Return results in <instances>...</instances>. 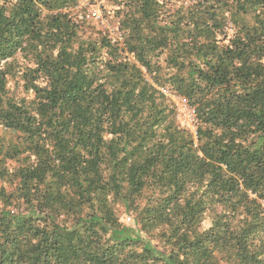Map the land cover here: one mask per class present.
Segmentation results:
<instances>
[{"label":"trees","instance_id":"1","mask_svg":"<svg viewBox=\"0 0 264 264\" xmlns=\"http://www.w3.org/2000/svg\"><path fill=\"white\" fill-rule=\"evenodd\" d=\"M81 2L0 0V264H264V0Z\"/></svg>","mask_w":264,"mask_h":264},{"label":"built area","instance_id":"2","mask_svg":"<svg viewBox=\"0 0 264 264\" xmlns=\"http://www.w3.org/2000/svg\"><path fill=\"white\" fill-rule=\"evenodd\" d=\"M98 1V0H95ZM86 18L90 21H102V16L96 12H89L87 10ZM164 95L169 99L171 107L175 111V117L178 123L191 131L194 130L195 125V111L193 108L189 107L186 100L182 97H178L174 93L169 92L168 89H161ZM129 221V219H127Z\"/></svg>","mask_w":264,"mask_h":264},{"label":"rangeland","instance_id":"3","mask_svg":"<svg viewBox=\"0 0 264 264\" xmlns=\"http://www.w3.org/2000/svg\"><path fill=\"white\" fill-rule=\"evenodd\" d=\"M81 8L83 9V12H87V10H89V12H96L102 16V21L101 20L91 21L90 28H94L95 29L94 31H100L102 33L103 32L110 33L111 35L114 34L115 30L112 28L111 24H108L109 18H106L105 16V13H107V11L111 9L110 5H106L105 3L102 2L98 3L95 0H82ZM207 224H209V220H206L204 225L207 226Z\"/></svg>","mask_w":264,"mask_h":264}]
</instances>
